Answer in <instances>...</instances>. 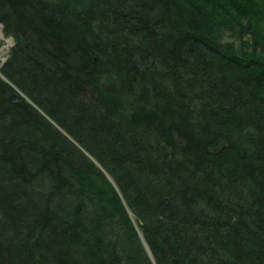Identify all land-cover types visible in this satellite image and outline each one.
Returning a JSON list of instances; mask_svg holds the SVG:
<instances>
[{
	"label": "trees",
	"instance_id": "16d2710c",
	"mask_svg": "<svg viewBox=\"0 0 264 264\" xmlns=\"http://www.w3.org/2000/svg\"><path fill=\"white\" fill-rule=\"evenodd\" d=\"M0 25V264H264V0H0Z\"/></svg>",
	"mask_w": 264,
	"mask_h": 264
},
{
	"label": "rangeland",
	"instance_id": "374dc122",
	"mask_svg": "<svg viewBox=\"0 0 264 264\" xmlns=\"http://www.w3.org/2000/svg\"><path fill=\"white\" fill-rule=\"evenodd\" d=\"M11 46H12L11 39L4 37L2 32H1V29H0V65L5 61V59L8 55V51H9ZM102 173H103V175H104L103 177L106 179V181L109 182L113 186V188L115 189V186L113 185L112 180L107 176V174H105L104 172H102ZM116 193L118 195L117 191H116Z\"/></svg>",
	"mask_w": 264,
	"mask_h": 264
},
{
	"label": "bare ground",
	"instance_id": "6f19581e",
	"mask_svg": "<svg viewBox=\"0 0 264 264\" xmlns=\"http://www.w3.org/2000/svg\"><path fill=\"white\" fill-rule=\"evenodd\" d=\"M0 29H1V26H0Z\"/></svg>",
	"mask_w": 264,
	"mask_h": 264
}]
</instances>
